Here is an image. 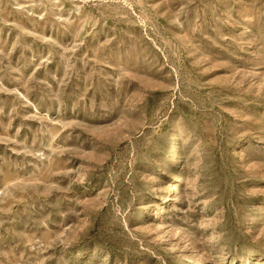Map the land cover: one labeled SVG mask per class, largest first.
I'll return each instance as SVG.
<instances>
[{
    "label": "rangeland",
    "instance_id": "1",
    "mask_svg": "<svg viewBox=\"0 0 264 264\" xmlns=\"http://www.w3.org/2000/svg\"><path fill=\"white\" fill-rule=\"evenodd\" d=\"M0 264H264V0H0Z\"/></svg>",
    "mask_w": 264,
    "mask_h": 264
},
{
    "label": "bare ground",
    "instance_id": "2",
    "mask_svg": "<svg viewBox=\"0 0 264 264\" xmlns=\"http://www.w3.org/2000/svg\"><path fill=\"white\" fill-rule=\"evenodd\" d=\"M176 144V143H175Z\"/></svg>",
    "mask_w": 264,
    "mask_h": 264
}]
</instances>
